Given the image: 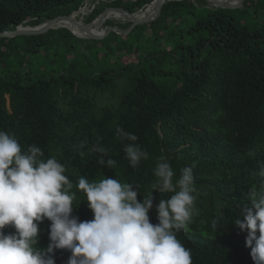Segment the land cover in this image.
<instances>
[{"label": "trees", "instance_id": "16d2710c", "mask_svg": "<svg viewBox=\"0 0 264 264\" xmlns=\"http://www.w3.org/2000/svg\"><path fill=\"white\" fill-rule=\"evenodd\" d=\"M85 1L0 0V33L70 14ZM151 1L99 0L85 23L107 8L136 13ZM113 25L123 31L130 24L104 22ZM40 36L0 38V130L15 134L22 150L35 144L43 159L56 157L74 185L80 176L135 183L141 202L161 156L176 177L194 165L197 213L177 238L191 249L193 264H254L247 232L234 220L251 207L249 191L259 183L254 173L264 166V0H244L234 10L173 0L127 36L89 40L65 28L45 33L48 41ZM117 126L137 135L149 153L135 168ZM97 138L115 169L89 153ZM73 191V215L93 219L85 194ZM172 194L153 190L150 222L158 223L155 207ZM214 218H220L216 230ZM50 223L39 225L38 247L49 244ZM70 255L55 250L56 264Z\"/></svg>", "mask_w": 264, "mask_h": 264}, {"label": "clouds", "instance_id": "9594fccd", "mask_svg": "<svg viewBox=\"0 0 264 264\" xmlns=\"http://www.w3.org/2000/svg\"><path fill=\"white\" fill-rule=\"evenodd\" d=\"M116 135L128 142L123 151L133 168L148 159L149 153L136 143L137 135L121 126L116 127ZM86 144L82 141L80 146ZM88 151L99 154V165L115 169L117 161L100 138ZM43 157L39 146L22 150L15 134L0 130V264H56L57 249L71 252L66 264H193L191 249L177 233L187 231L197 213L194 165L184 167L176 177L168 159L161 156L151 190L141 202L138 184L80 176L74 185L64 164L54 156ZM254 175L259 183L249 191L251 207L234 224L247 232L245 243L254 264H264V166ZM74 187L85 194L93 219L80 221L73 215ZM153 190L173 193L156 205V224L149 217ZM45 219L51 222L50 242L41 248L39 225ZM219 224L220 218H214L211 228L216 230ZM9 228L14 231L6 232Z\"/></svg>", "mask_w": 264, "mask_h": 264}, {"label": "water", "instance_id": "95a60500", "mask_svg": "<svg viewBox=\"0 0 264 264\" xmlns=\"http://www.w3.org/2000/svg\"><path fill=\"white\" fill-rule=\"evenodd\" d=\"M168 1H173V0H152L149 4L145 5L143 9L139 10L136 13H128L127 11L121 8H107L89 23H84L80 20H76L75 18H72L73 15L81 13L83 9L88 10L85 6H83L70 14L57 16L53 19L46 20L43 23L36 25L34 27L19 25L12 31H5L0 33V38H14L19 36L43 35L47 33L49 30L58 29L57 27H55V23L61 22L62 20L71 21L72 25L76 26L86 34V36L84 37H78L69 28L65 26L61 27L70 31V33L77 38L89 39V40H102L111 32H116L117 34L127 36L134 27L138 25L149 24L155 21L160 16L162 6ZM204 1L207 2L212 8L234 10L241 8L244 0H224V1L204 0ZM98 2L99 0H97L95 4L91 7V9L88 11L91 12L95 8ZM149 8H152L151 12H148ZM114 14H118L119 16H121L122 21L130 24L129 27L122 31L117 25H113L107 27L106 30H103L102 27L104 22L109 19L108 15H114ZM92 29L102 30V32L99 35H95L91 33Z\"/></svg>", "mask_w": 264, "mask_h": 264}, {"label": "bare ground", "instance_id": "6f19581e", "mask_svg": "<svg viewBox=\"0 0 264 264\" xmlns=\"http://www.w3.org/2000/svg\"><path fill=\"white\" fill-rule=\"evenodd\" d=\"M219 1H224V0H219ZM151 10H152V8H149L148 9V12H151ZM86 10L85 9H83L81 12H85ZM78 15H73L72 16V18H75L76 20H78L76 17H77ZM109 17L108 18H113V19H115V20H118V19H121L122 20V18H121V16H119L118 14H114V15H108ZM80 19V18H79ZM80 21H82V20H80ZM124 22V21H123ZM124 23H126V22H124ZM63 26H65V27H67V28H69L75 35H77L78 37H84V36H86V34L84 33V32H82L79 28H77L76 26H74V25H72L71 24V21H69V20H62L61 22H57V23H55V27H57V28H61V27H63ZM77 28V29H76ZM79 29V30H78ZM104 30V29H103ZM102 30H97V29H92L91 30V33L92 34H95V35H98L100 32H101Z\"/></svg>", "mask_w": 264, "mask_h": 264}, {"label": "rangeland", "instance_id": "374dc122", "mask_svg": "<svg viewBox=\"0 0 264 264\" xmlns=\"http://www.w3.org/2000/svg\"><path fill=\"white\" fill-rule=\"evenodd\" d=\"M97 0H86L85 2H84V5L83 6H85L88 10H90L91 9V7L95 4V2H96ZM125 1V0H124ZM82 6V7H83ZM85 11V12H81V13H79V14H76V15H78L76 18L78 19V20H82V22H86V16L89 14V11ZM80 18V19H79ZM108 20H113L114 22H116V23H124L121 19H118V20H115V19H113V18H109ZM43 23V22H42ZM41 24V23H40ZM23 26V25H22ZM24 26H29V25H24ZM31 27V26H30ZM102 29H104V30H106V27H104V24H103V27H102ZM117 34V33H116ZM118 35H120V34H118ZM121 36V35H120ZM41 37V39H43V40H45V41H48V40H51L52 39V37H48V38H46L45 36H44V34L43 35H41L40 36ZM133 57H135V55H131V56H129V58H133ZM124 61H128L129 59L128 58H124L123 59ZM133 60V59H132Z\"/></svg>", "mask_w": 264, "mask_h": 264}, {"label": "built area", "instance_id": "2783aa9c", "mask_svg": "<svg viewBox=\"0 0 264 264\" xmlns=\"http://www.w3.org/2000/svg\"><path fill=\"white\" fill-rule=\"evenodd\" d=\"M87 11V10H86Z\"/></svg>", "mask_w": 264, "mask_h": 264}]
</instances>
